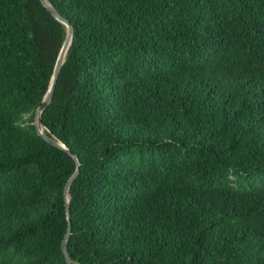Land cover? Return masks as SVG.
Wrapping results in <instances>:
<instances>
[{
    "label": "trees",
    "instance_id": "obj_1",
    "mask_svg": "<svg viewBox=\"0 0 264 264\" xmlns=\"http://www.w3.org/2000/svg\"><path fill=\"white\" fill-rule=\"evenodd\" d=\"M0 0V264H264V0Z\"/></svg>",
    "mask_w": 264,
    "mask_h": 264
},
{
    "label": "water",
    "instance_id": "obj_2",
    "mask_svg": "<svg viewBox=\"0 0 264 264\" xmlns=\"http://www.w3.org/2000/svg\"><path fill=\"white\" fill-rule=\"evenodd\" d=\"M39 1L42 3V5L50 12V14L58 22H60L61 24H63L66 27V36H65V39H64L63 44L61 46V49H60V51L58 53V56H57V59H56L55 65H54L53 73H52V76H51V80H50L47 92L45 93V95L43 97L41 105L35 111L33 124H34V127L36 129V132L38 133V135H40V137L45 142H47L48 144H50V145H52L54 147H58V148L64 150L68 154H71L70 151L68 149H66L65 146L62 143L57 141L55 138L49 137L47 135V133H46L47 130H46L45 126L43 125L42 121H41V113L46 108V106L48 105V103H49V101L51 99L52 92H53V89H54V85H55L57 76L59 74L61 66H62V64L64 62V58H65L66 52H67L68 47H69V45L71 43V40H72L73 31H72L71 25L61 15H59L58 12L46 2V0H39ZM72 158L74 159V161L76 163V170H75L74 174L71 176V178L68 180V182L66 183V185L64 187V191H63L64 207H65V214H66V220H67L68 227H67V232H66V234L64 236V239L62 241V244H61V250H62V253L64 255L66 264H72V262L70 260V257L68 255L67 246H66L67 239H68V237L70 235V224H71V221H70V210H69V205H68V189H69V186H70L72 180L78 174V161H77V158H76V156H72Z\"/></svg>",
    "mask_w": 264,
    "mask_h": 264
}]
</instances>
